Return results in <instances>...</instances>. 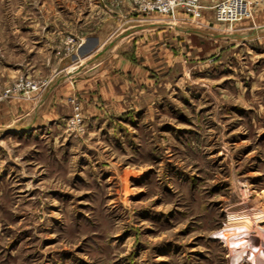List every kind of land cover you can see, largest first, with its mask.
Returning a JSON list of instances; mask_svg holds the SVG:
<instances>
[{"label":"rangeland","instance_id":"rangeland-1","mask_svg":"<svg viewBox=\"0 0 264 264\" xmlns=\"http://www.w3.org/2000/svg\"><path fill=\"white\" fill-rule=\"evenodd\" d=\"M220 1L170 18L136 0H0V264H264V3L228 24ZM155 25L164 47L176 27L199 32L178 31L175 61L164 51L155 80H132L123 111L85 114L92 97L70 84L67 105L52 99L68 114L11 124V107L110 68V47ZM224 32L244 38L210 36Z\"/></svg>","mask_w":264,"mask_h":264},{"label":"crops","instance_id":"crops-1","mask_svg":"<svg viewBox=\"0 0 264 264\" xmlns=\"http://www.w3.org/2000/svg\"><path fill=\"white\" fill-rule=\"evenodd\" d=\"M111 24L112 23H104L102 26L98 27L95 32H98V34L104 31L107 32V27H112ZM152 24L153 23L148 25ZM161 27V25L140 27L135 32H130V35L132 36L129 39L115 43L110 47V56L112 57L110 68L102 66L99 61L88 69L89 72L85 76L77 75L75 76V79L72 80L69 74L66 73L65 75L59 76L53 83H51L38 100L29 103L22 102L17 104L14 108L11 107L12 115L18 113L19 110L22 112L21 114L16 115L17 119H14L11 124L13 122H20L24 128L41 126L44 123H50L61 116L68 114L70 112L69 109H57L52 103L54 102L52 99L56 96H61L62 99L60 100L67 105L68 99H64V96L70 91V84L72 87L75 85V88L72 89H74L75 93L80 95L81 98L88 100L89 96L92 97V103H90V106L84 111L85 114H88L91 117H100L103 116L106 111H116V109L123 111L127 105H124V101L121 103L120 97L124 96L126 91L128 93L132 89L131 85L135 84L133 82L131 83L132 80L138 81V83L141 82L143 87L147 86L148 80H150V82L155 80L152 78L148 79L147 76L148 73L154 76L153 74L162 72L164 51L165 53L167 51L170 54V65L175 61L172 52L173 43H175L174 45H178V31H187L191 33L199 32L189 28L182 29L176 27L174 29L176 33L170 32L171 34L168 36L171 39L169 47H164L165 42L163 39V32L166 30H163ZM142 30L145 31L141 32ZM173 33L174 42L172 40ZM130 35H127L126 37ZM210 36L219 39L244 38V35L240 33L229 32ZM92 37L94 39V45H92L98 46L100 36L92 35ZM131 40H133L134 45L132 46L134 47L133 56L127 58L125 57V54L128 53V50L126 49L125 44H128ZM89 54L90 53L86 54L84 57L91 55ZM104 72H106L105 75ZM129 76L131 79H128ZM141 91H144V89H139V92ZM11 130H14V128H11Z\"/></svg>","mask_w":264,"mask_h":264},{"label":"built area","instance_id":"built-area-1","mask_svg":"<svg viewBox=\"0 0 264 264\" xmlns=\"http://www.w3.org/2000/svg\"><path fill=\"white\" fill-rule=\"evenodd\" d=\"M138 10L144 15L150 12L167 14L170 18L175 17L176 11L181 8L193 18L200 17L203 6L200 0H136ZM264 3V0H263ZM215 18L218 22L231 24L249 14L245 0H222L214 6ZM19 89L26 87L34 88L30 82L23 83L21 80L15 84ZM66 126L75 129L83 126V118L79 110H74L66 121Z\"/></svg>","mask_w":264,"mask_h":264},{"label":"bare ground","instance_id":"bare-ground-1","mask_svg":"<svg viewBox=\"0 0 264 264\" xmlns=\"http://www.w3.org/2000/svg\"><path fill=\"white\" fill-rule=\"evenodd\" d=\"M258 220H264V213L261 216H256ZM252 228V227H251ZM261 234V233H260ZM263 234V233H262ZM253 252V251H252ZM245 255V254H244ZM252 261V260H251Z\"/></svg>","mask_w":264,"mask_h":264}]
</instances>
